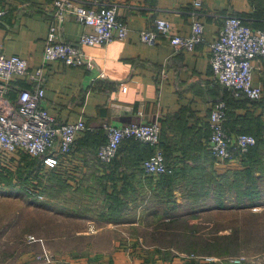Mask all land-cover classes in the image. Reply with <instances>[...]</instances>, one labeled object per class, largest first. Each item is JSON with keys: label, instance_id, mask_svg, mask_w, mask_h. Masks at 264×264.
<instances>
[{"label": "crops", "instance_id": "crops-1", "mask_svg": "<svg viewBox=\"0 0 264 264\" xmlns=\"http://www.w3.org/2000/svg\"><path fill=\"white\" fill-rule=\"evenodd\" d=\"M116 1L117 16L128 28L124 40L83 47L92 58L90 69L59 61L43 68V103L55 124L82 117L87 127L76 134L73 149L61 158L59 175L64 185H53L56 191H83L88 197L56 201L57 221L71 226L66 232L59 226L52 238L67 239L68 246L52 251L42 238L34 237L38 247L20 250L6 264H214L202 256H213L223 264H235L227 259L238 256L244 257L240 264H264L256 258L260 253L253 257L241 252L203 254L187 243L188 238L227 234L235 216L257 211L264 221V63L253 61L252 83L262 88L259 100L232 98L224 86L208 84V45L223 17L237 15L248 25L260 27L264 0H200V8L193 7V0ZM0 9L5 10L0 17V53L26 59L29 72H34L42 63L47 27L55 20L52 0H0ZM194 11L204 28V40L194 50H174L164 36L153 44L140 41L139 32L154 18L166 19L174 32L188 35ZM88 30L72 15L58 23V37L64 42H75ZM31 86L30 78L14 76L8 104L15 106L19 90ZM221 99L228 102L226 132L233 138L246 132L260 139L258 174L263 195L257 210L212 207L219 203L218 192L228 190L221 188L220 174L248 166L236 152L230 161L219 162L208 151V117L213 103ZM138 121L158 122L166 162L174 169L172 179L166 178L169 181L146 175L138 167L152 150L139 142L122 143L111 165L97 162V147L105 140L103 125ZM25 154L17 155L15 162L22 165ZM97 188L116 194L115 206L100 199L99 211L93 213L96 205L90 194ZM226 197L228 205L236 202ZM143 239L153 242L143 244Z\"/></svg>", "mask_w": 264, "mask_h": 264}, {"label": "built area", "instance_id": "built-area-1", "mask_svg": "<svg viewBox=\"0 0 264 264\" xmlns=\"http://www.w3.org/2000/svg\"><path fill=\"white\" fill-rule=\"evenodd\" d=\"M116 0H52L55 20L47 27L42 49V63L34 72H29L26 59L18 55L5 56L0 53V166L11 163L10 158L26 153L40 156L46 167L53 168L61 158L73 149L75 136L87 129L82 117L73 122L55 124L43 103V68L52 61L68 66L90 69L92 58L85 54L83 47L105 45L113 40H124L128 28L117 16ZM193 7L200 8V0H193ZM5 10L0 9V17ZM190 33L180 35L174 32L170 22L163 18H154L148 28L139 32L143 43L153 44L159 36L166 37L174 50L192 51L204 40L203 24L194 11ZM68 15L77 22L89 26L75 42H64L58 37V23ZM210 86L221 85L231 90L235 97H245L249 101L259 100L261 86L252 83L253 61L264 63V26L252 27L237 15H226L216 36L209 42ZM102 75V74H101ZM14 76L30 78L33 86L20 89L16 105L8 104L7 95L11 90ZM227 104L224 100L215 101L211 107L208 126L207 148L211 156L219 162L230 161L234 152H247L256 139L250 133H238L234 138L226 132L224 120ZM105 140L99 145L96 160L102 166L111 164L119 145L128 139L152 147L148 156L140 164L146 175H171L173 166L165 159L161 147V132L157 121L129 122L122 126L104 124ZM42 198V196H39ZM28 239H33L28 235ZM193 257V256H190ZM205 262L223 264L213 256H202ZM243 256L227 260L240 264ZM182 264H190L184 262Z\"/></svg>", "mask_w": 264, "mask_h": 264}, {"label": "trees", "instance_id": "trees-1", "mask_svg": "<svg viewBox=\"0 0 264 264\" xmlns=\"http://www.w3.org/2000/svg\"><path fill=\"white\" fill-rule=\"evenodd\" d=\"M263 26L264 25L260 27H263ZM216 86H219V85H216ZM229 91L231 93V97L234 96L231 90ZM235 98H240V99L243 98V99L248 100L247 98L240 97V96L235 97ZM221 100H224L227 104V113H226V118L224 120V128H225V121L228 118L229 109H228L227 100L226 99H221ZM254 137L256 139L255 145H253L247 152L243 154H239L238 152L235 153V155L239 156L242 164L248 163L247 164L248 166L243 167L244 169L241 171L234 170L233 172H224L220 174L218 182L221 185V188L222 186H225L228 188V190L221 189L218 192L219 195L218 194L217 195H218L219 203L216 206H212L213 208L225 209L228 207V209L234 208L237 210V209H251V208L260 206V203H261L260 199H261V196L263 195V192L261 191L260 184H259L260 175L258 174L260 139L258 138V136H254ZM124 142L125 143L126 142H137L138 143L137 140H133V139L125 140L122 143ZM122 143L118 147L116 156L122 146ZM15 157L16 156L11 157L10 161L12 162V164L15 163L17 165V172L19 173V180H21L20 182L31 184L30 180H36V182L38 181L37 184L40 186V188H38L39 189L38 192L40 193H42L43 191L46 192V187L42 185L43 180L44 182H46V185H48L50 190L54 189L52 187L55 183L64 185V181L60 179V175H59V171H60L59 168L62 166V163L57 164L53 168H49L43 164L42 158L40 156L30 157L25 154L21 156V157H24V159H23V164L20 165L17 162H15ZM26 158H31V159H26ZM115 158L113 159L111 164L114 162ZM144 158L145 157H142L140 159L139 164H138L139 168H141L140 164ZM0 167L5 168V170L10 169L9 168L10 166L8 165L0 166ZM256 172L257 174H255ZM47 173H50L49 177H46ZM173 173L171 175H162V177H165V180L169 181L170 179H172L171 176L173 175ZM6 174L7 172H0V176H3V178L5 179H6ZM239 174H241V178L239 177ZM166 178H168L169 180H167ZM7 179L10 180L11 179L10 176ZM208 182L211 183L210 180ZM100 192L102 194L101 199L105 200L107 205L109 204L111 206H115L117 202L116 194L108 195V193L104 191V189L100 190ZM112 193H115V192H112ZM227 195L229 197L232 196L233 198H235L236 202H234L232 205H228L225 202ZM90 197H92V195H90ZM230 220L231 222H229V226H228L229 232L227 234H215L212 237H206V238H188L187 240L188 247L192 248V250H197L203 254H214L218 256H226V255H236L240 253L241 248H243V246L249 242H252V245H254L253 248H255V246H261L260 242L258 241L260 237L264 235L263 234L264 227H262L260 224H264V222L263 221L261 222V217H260L259 212L257 211L249 212V214L246 216H242V215L235 216V217H232ZM260 248L261 247H258L257 249H260Z\"/></svg>", "mask_w": 264, "mask_h": 264}, {"label": "rangeland", "instance_id": "rangeland-1", "mask_svg": "<svg viewBox=\"0 0 264 264\" xmlns=\"http://www.w3.org/2000/svg\"><path fill=\"white\" fill-rule=\"evenodd\" d=\"M8 166H10L9 170L0 167V172H7L6 179L9 176L11 178L6 180L0 176V264L10 262V259L14 258L20 250L38 247L37 243L33 241L34 237L42 238V243L52 251L66 248L68 246L67 239L52 238L54 234L58 233L59 226L65 232L71 226L70 222L59 223L57 221L58 203L56 201L60 199L63 201L73 200L75 196L81 200L82 195H84L83 200H87V195L86 198L83 191L50 190L44 180L42 185L46 187V192L40 193L38 192V188H40L37 184L38 181L30 180L31 184L20 182L17 165L11 162ZM49 176L50 173H47L46 177ZM90 195L94 198L92 204L96 205L92 212L96 213L99 211L98 205L102 194L97 188ZM92 200H88L90 205H92ZM260 225L264 227V224ZM28 235H31L33 239L29 240ZM141 242L149 244L153 242V239H143ZM258 242L261 246H255V248H253L252 242L246 243L241 248V253L247 257H253V254L260 253L256 258L264 260V235L260 237ZM258 247L261 248L257 249Z\"/></svg>", "mask_w": 264, "mask_h": 264}]
</instances>
